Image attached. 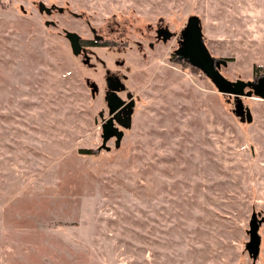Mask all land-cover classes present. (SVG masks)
Returning a JSON list of instances; mask_svg holds the SVG:
<instances>
[{"label":"rangeland","instance_id":"rangeland-1","mask_svg":"<svg viewBox=\"0 0 264 264\" xmlns=\"http://www.w3.org/2000/svg\"><path fill=\"white\" fill-rule=\"evenodd\" d=\"M38 1L0 0V264H264V221L254 263L245 248L264 217V97L176 53L196 15L227 79H264V0ZM90 26L107 41L85 60L64 30ZM111 73L130 123L102 147Z\"/></svg>","mask_w":264,"mask_h":264},{"label":"water","instance_id":"water-1","mask_svg":"<svg viewBox=\"0 0 264 264\" xmlns=\"http://www.w3.org/2000/svg\"><path fill=\"white\" fill-rule=\"evenodd\" d=\"M38 7L40 11H44L47 14H50L54 8H57L59 11H63V7L56 5H46L43 1H38ZM74 15H79L74 12ZM47 24H53V21L47 20ZM92 32L96 35V28L91 26ZM164 32L162 33L163 39H168L173 35V32L166 26L163 28ZM65 36L69 40L71 51L73 54L78 55L82 52L83 47L80 41V35L76 31L65 29ZM97 36V35H96ZM100 37V36H98ZM182 45L181 47L176 49V53H178L181 57L187 59L192 65L201 69L207 77H209L213 83L224 93L234 94L235 96L246 95L250 96L252 91L256 94H259L261 97H264V87L259 88V82L255 83L252 89L247 91L244 88L254 82H247L242 79H237L234 81H230L227 79L217 68L218 64H225V59L215 60L212 58L209 50L206 48L203 39L202 32L200 26L199 17L196 15H192L188 18L186 23V27L182 32ZM85 58L88 59L86 55ZM111 77H108V81H110ZM122 100H117L112 96L108 97L107 105L109 107V112L117 110L118 107L122 104ZM235 113L237 115L242 116L247 121L251 120V112L248 108H245L241 98H237L235 102ZM127 122L125 125L130 123V109L128 110V117L126 118ZM114 134L116 136L115 145H119L123 136V131L121 129H117L113 125L112 117H109L102 124V147L106 146V141L108 138ZM264 221V217L258 218V214L253 212L249 221V228L247 230L249 235V240L245 244V248L251 257L253 263L256 261L260 251V243L261 238L258 234V229L260 224Z\"/></svg>","mask_w":264,"mask_h":264},{"label":"flooded vegetation","instance_id":"flooded-vegetation-1","mask_svg":"<svg viewBox=\"0 0 264 264\" xmlns=\"http://www.w3.org/2000/svg\"><path fill=\"white\" fill-rule=\"evenodd\" d=\"M166 26H168L167 24H162L161 22L157 23L155 25V38L157 41H166L167 39H163V35L162 33L164 32L163 28H166ZM94 27V26H93ZM169 28V26H168ZM90 29H91V26H90ZM92 32V30H91ZM92 35L93 37L92 38H84V37H81L80 36V41H81V44H82V47L84 50H82L81 53L84 54V57L87 55L86 54V45H90L91 43L90 42H106L107 40L104 38V36L96 29V35L94 32H92ZM174 35V33H173ZM100 36V37H98ZM171 37V36H170ZM169 37V38H170ZM168 38V39H169ZM109 42H114V41H109ZM152 44V43H151ZM80 53V54H81ZM88 56V55H87ZM85 60H89V56H88V59L85 58ZM108 77H111L110 78V81H108ZM105 81H106V84L108 86V89L105 91V98H106V101L108 99V97L112 96L113 98H116L117 100H122V104L118 107L117 110L113 111L112 113L109 112V107H108V115L106 117H104L103 115V111H100L99 112V115L102 117V124L109 118V117H112V121H113V125L116 127L115 123H118L119 125H125V123L127 122V117H128V110L131 108V105H132V99H130L129 97H127L128 99L130 100H126V99H123L120 95H118L117 91L118 90H123L125 85L124 83H122V81L120 80V78H118L116 75L114 74H107L106 77H105ZM258 83V82H257ZM255 83H251V87L254 86ZM259 84V88H263L264 87V79L258 83ZM95 90L97 91V87H95ZM117 128V127H116ZM119 129V128H117ZM115 138L116 139V136L114 134H112L109 138Z\"/></svg>","mask_w":264,"mask_h":264},{"label":"trees","instance_id":"trees-1","mask_svg":"<svg viewBox=\"0 0 264 264\" xmlns=\"http://www.w3.org/2000/svg\"><path fill=\"white\" fill-rule=\"evenodd\" d=\"M90 43H94V42H90ZM192 65V64H191ZM194 66V65H193ZM196 67V66H195ZM85 152H89V150L88 149H86V150H84Z\"/></svg>","mask_w":264,"mask_h":264}]
</instances>
